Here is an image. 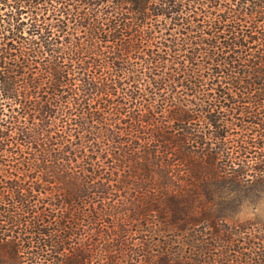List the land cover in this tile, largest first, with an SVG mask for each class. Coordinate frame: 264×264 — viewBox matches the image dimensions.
Masks as SVG:
<instances>
[{
	"label": "trees",
	"instance_id": "1",
	"mask_svg": "<svg viewBox=\"0 0 264 264\" xmlns=\"http://www.w3.org/2000/svg\"><path fill=\"white\" fill-rule=\"evenodd\" d=\"M264 0H0V264H264Z\"/></svg>",
	"mask_w": 264,
	"mask_h": 264
},
{
	"label": "rangeland",
	"instance_id": "2",
	"mask_svg": "<svg viewBox=\"0 0 264 264\" xmlns=\"http://www.w3.org/2000/svg\"><path fill=\"white\" fill-rule=\"evenodd\" d=\"M259 220L264 223V192L252 203H246L237 214L232 217V224L247 223Z\"/></svg>",
	"mask_w": 264,
	"mask_h": 264
}]
</instances>
